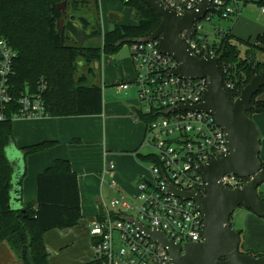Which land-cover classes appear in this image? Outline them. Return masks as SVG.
<instances>
[{
	"label": "trees",
	"instance_id": "16d2710c",
	"mask_svg": "<svg viewBox=\"0 0 264 264\" xmlns=\"http://www.w3.org/2000/svg\"><path fill=\"white\" fill-rule=\"evenodd\" d=\"M120 2L135 10L138 23L115 24L105 35L97 25L94 29L99 30L101 42L86 46L77 44L61 30L60 6L65 3L88 28L91 25L84 15L89 14L90 8L99 14L100 0H0V40L15 53L6 81L11 101L5 106V119L0 122V243H8L24 264H49L51 253L45 244V234L77 226L82 218V205L78 176L70 161L57 159L38 176L37 199L21 210L13 209L10 198L13 164L6 150L14 142L15 115L22 108L19 100L25 93L40 94L47 117L101 115L103 89L91 82L93 65L100 63L103 56L117 55L125 45L149 37L161 24V17L142 0ZM224 2L226 7L231 0ZM255 4L263 8L264 0ZM218 13L221 16L223 10ZM231 32V29L218 31L211 48L219 58L225 90L236 100L252 77L264 69V60H258L256 55V50L264 52V31L256 37V44L251 39L236 38ZM239 45L246 46L245 55ZM79 61L86 67L85 73L80 72ZM263 92L264 88L253 98L250 117L264 113V101L258 99ZM137 115L141 121H149L141 112L137 111ZM55 145L56 142L46 141L23 148V153L28 157ZM134 153L138 154L139 149ZM139 156L143 161H156L151 154ZM248 254L264 256L262 252ZM84 264L102 263L93 260Z\"/></svg>",
	"mask_w": 264,
	"mask_h": 264
},
{
	"label": "built area",
	"instance_id": "2783aa9c",
	"mask_svg": "<svg viewBox=\"0 0 264 264\" xmlns=\"http://www.w3.org/2000/svg\"><path fill=\"white\" fill-rule=\"evenodd\" d=\"M157 1L179 15L199 9L198 0ZM245 1L248 0H231L225 7L224 0H213L211 10L203 20L210 22L215 16L231 19L236 13L232 4L237 6ZM220 10H223L221 16L218 13ZM261 12L264 14V7ZM200 23H195L193 36L188 37L183 33L182 38L194 55L200 58L207 54L217 57L211 48L213 42L201 32ZM130 47L135 66V77L131 84L137 90L138 112L149 119L141 149L151 146L155 150L151 155L156 161L148 166L147 175L137 184L135 200H139L141 205L134 206L135 200L119 194L111 201L110 207L104 209L101 219L94 223L90 231L94 241V260L102 264H172L169 250L139 231L131 220L149 229L161 230L167 239L181 245L182 254L188 244L203 242L204 218L196 203L173 196L169 193V186L204 196L206 184L198 168L228 153L229 148L224 131L217 126L212 115L190 110L171 111L179 106L200 105L207 90V79L185 80L175 76L173 72L178 62L160 51L159 40L135 42ZM0 49L2 122L5 119V106L11 101L6 81L15 53L2 40ZM131 84L121 83L119 87L126 91ZM19 102L22 108L15 115L16 119L47 117L40 94L25 93ZM136 120L145 124L138 115ZM107 168L104 173L110 174L115 170V164L110 162ZM248 181L235 175H226L221 179L222 185L230 191L242 188ZM110 186L116 189L115 182ZM132 211L138 214L137 218L128 215Z\"/></svg>",
	"mask_w": 264,
	"mask_h": 264
},
{
	"label": "water",
	"instance_id": "95a60500",
	"mask_svg": "<svg viewBox=\"0 0 264 264\" xmlns=\"http://www.w3.org/2000/svg\"><path fill=\"white\" fill-rule=\"evenodd\" d=\"M142 1L161 17V24L153 34L137 42L159 40L160 51L178 62L173 72L175 76L185 80L208 81L200 105L179 106L171 111L190 110L212 115L225 133L229 151L198 168L206 184L204 196L169 186V193L173 196L196 203L204 218L203 242L188 244L182 254L181 245L167 239L161 230L149 229L133 219L131 222L151 240L169 250L172 264H264V256L240 252L241 235L231 223L233 214L240 207L264 219V200L258 193L259 187L264 184L261 134L248 115L253 109V98L264 88V69L252 77L239 98L232 100L224 87L219 58L209 54L202 58L194 55L182 38L183 33L188 37L195 34V23L205 18L213 0H198V11L183 15L164 8L157 0ZM60 8L63 12L61 30L65 29L77 44L99 38V30H87L79 20H71L68 16L66 23V4L63 3ZM226 175L249 181L242 188L230 191L221 183Z\"/></svg>",
	"mask_w": 264,
	"mask_h": 264
},
{
	"label": "crops",
	"instance_id": "0c3cea01",
	"mask_svg": "<svg viewBox=\"0 0 264 264\" xmlns=\"http://www.w3.org/2000/svg\"><path fill=\"white\" fill-rule=\"evenodd\" d=\"M248 2L252 0L240 2L236 6L238 15L231 34L241 40L251 39L253 42L259 34L263 33L264 25H259L250 17L242 14L240 4L243 3L245 7H248ZM102 4L103 0H100L97 24L100 26L101 34L105 35L109 32L106 30L107 20L113 24V21L123 22L122 19L125 17L114 10L104 12ZM87 17L92 18L93 15L88 14ZM259 18L256 17V21ZM86 29L94 30L91 27ZM216 32L214 31V34ZM0 58H2L1 49ZM102 61L93 65L94 74L90 78L92 83L100 85L103 89L104 109L101 115L15 120L20 124L17 128L14 127V142L6 151L13 164L10 193L13 209L21 210L25 204L37 199L38 176L57 159L69 160L73 172L77 174L81 205L84 193L95 198L96 205H99V197H104L105 185L112 189L110 186L112 182H115L116 189L112 190L117 196L124 194L129 200L137 197V184L142 177L147 175L148 171L139 156L142 151L141 144L145 136V127L142 129L141 123L136 120L139 108L133 101L136 98L133 97L132 86L130 85L126 91L119 87L121 83H132L135 77V66L129 54L121 58L120 67L115 70L114 77L109 79L110 77H106V68L102 66ZM79 66L82 69L81 73H85L84 64H79ZM111 86L118 87L117 93L107 90V87ZM258 99L264 101V92ZM252 119L260 130L264 150V113L254 114ZM116 130H120L119 137L114 139ZM46 141L56 142V145L43 152L25 157L23 148ZM137 149H139L138 154L134 153ZM110 162L115 164V170L110 174H105ZM132 196H134L133 199ZM246 218L245 230L238 231L241 233L240 252L264 253V219L251 211ZM71 231L72 229L53 230L51 234L62 238L64 244L69 242L64 235L70 234ZM48 239L49 237L46 239L47 247L51 248ZM0 264L24 263L16 256L8 243L2 242L0 243Z\"/></svg>",
	"mask_w": 264,
	"mask_h": 264
},
{
	"label": "rangeland",
	"instance_id": "374dc122",
	"mask_svg": "<svg viewBox=\"0 0 264 264\" xmlns=\"http://www.w3.org/2000/svg\"><path fill=\"white\" fill-rule=\"evenodd\" d=\"M256 0H252V2H248V7H245L243 3L240 4V11L244 16L250 17L252 20L255 21V23L259 25H264V14L261 12L260 8L257 7L254 3ZM233 8H235L236 13L235 16H233L231 19H222L218 16H215L212 18V21L208 22L207 20L201 21L202 30L201 32L208 36L211 42H214L217 40L216 34H214V31H229L230 29L233 30L235 27V21L238 15L237 8L234 4H232ZM102 8H104V12H107L108 10H114L117 12H120L124 15L125 19H122L123 22L120 21H113L114 27L115 24H127V25H135L138 23L137 18L135 17V10L132 7L125 6L120 2V0H103ZM96 10L95 8H90L89 14H95ZM256 17H260L259 20L256 21ZM106 30L111 31L113 24L110 23L108 20L106 21ZM241 30V27H239ZM217 33V32H216ZM100 39L95 38L93 40L87 41L84 43L86 46L90 45H96L99 44ZM252 42V41H251ZM252 44H256V39L252 42ZM239 48L242 52V55L245 53L246 46L245 45H239ZM131 57V47L130 45H125L123 49L120 51L118 55L113 56H105L104 60L102 61V66H104L106 77H110L109 79L113 78L115 74V70L120 67V60L121 58L125 56ZM256 55L258 60L263 61L264 60V52L256 50ZM79 64H83L81 61H79ZM81 72V68H79ZM112 74V75H111ZM134 98L136 100L138 99V94L135 85L131 84ZM105 89V88H104ZM107 90H113V92L117 93L116 90H118L117 86H111L107 87ZM118 96V95H117ZM134 99L135 105L139 108L140 104L139 101ZM18 122V123H17ZM141 128L143 129L146 127V122H140ZM19 121H14V127L16 128L19 126ZM119 131H114V139L119 137ZM146 132V130H145ZM143 139V138H142ZM7 151V150H6ZM143 156H148L150 154H154L155 150L148 146L142 149L140 152ZM8 156V155H7ZM9 158V157H8ZM260 158L262 162H264V150L263 146L261 144V154ZM12 161L11 159H9ZM143 166L145 169H148V166L152 162L143 161ZM259 195L264 199V184H262L258 189ZM117 197V194L110 189L107 185H105L104 189V197H99V205H96V200L93 197L87 196L85 193L82 195V218L79 221V224L72 228V231L70 234L64 235V238L68 240L69 242H66L63 244L62 238H57L56 236L51 234L50 232H47L45 234L44 240L47 247L46 239L49 237V244L50 247H47V249L50 251L51 255L49 257V264H84L89 263L90 261L94 260V241L93 238L90 236V231L94 225L100 218L101 214L103 213L104 209H106L107 206L110 205L111 201ZM134 196H132V199ZM136 199V198H135ZM134 199V200H135ZM134 206H140L141 202L139 200H135ZM110 207V206H109ZM249 214V210L240 207L236 210V212L233 214L231 218V223L235 230L240 231L245 230V222H246V216ZM129 216L133 218H137L138 214L135 211L129 212ZM253 253V252H252Z\"/></svg>",
	"mask_w": 264,
	"mask_h": 264
},
{
	"label": "flooded vegetation",
	"instance_id": "af4514ba",
	"mask_svg": "<svg viewBox=\"0 0 264 264\" xmlns=\"http://www.w3.org/2000/svg\"><path fill=\"white\" fill-rule=\"evenodd\" d=\"M66 11H67V13H66V16H67L66 17V23L68 21V16L71 17V20H78V14L77 13H73L70 8H67ZM92 15H93L92 18L87 17L88 15H84V16L86 17V19L88 20V22L91 25L89 27L95 28L98 25L97 24L98 23V14L95 13V14H92ZM74 16H76V17H74Z\"/></svg>",
	"mask_w": 264,
	"mask_h": 264
}]
</instances>
